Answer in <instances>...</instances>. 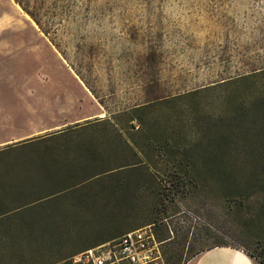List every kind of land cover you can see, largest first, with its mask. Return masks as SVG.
Returning <instances> with one entry per match:
<instances>
[{
    "label": "rangeland",
    "instance_id": "374dc122",
    "mask_svg": "<svg viewBox=\"0 0 264 264\" xmlns=\"http://www.w3.org/2000/svg\"><path fill=\"white\" fill-rule=\"evenodd\" d=\"M76 124L81 141L0 155V211L53 193L0 217V264H54L146 224L166 264L218 241L261 264L264 0H0V148ZM167 154L225 163L191 180Z\"/></svg>",
    "mask_w": 264,
    "mask_h": 264
},
{
    "label": "trees",
    "instance_id": "16d2710c",
    "mask_svg": "<svg viewBox=\"0 0 264 264\" xmlns=\"http://www.w3.org/2000/svg\"><path fill=\"white\" fill-rule=\"evenodd\" d=\"M140 106H137L135 107L134 110H139ZM135 118H138V116H134L132 118L129 119V122L131 123L130 126L134 127L135 125L132 124V120L135 119ZM99 120H102V119H99ZM94 122H89L87 124H85L86 126L89 125V124H92ZM110 124L112 125L111 127L113 128V131L111 132V136H113V138L115 136H121L122 133H121V130L123 129V125L120 126L119 124V121H111L110 120ZM85 125H80V124H76L75 126H72L70 128H67L65 130H62L60 132H57V133H51V134H45V135H42V136H39V137H36V138H30V139H27V140H18V141H15V142H12L10 144H8L6 147H3V148H0V155L2 154H10V153H13V152H16V151H20V150H23L29 146H37V145H46V144H49L50 141H54V142H59L58 139L59 137H63V136H66V137H69L70 139H73L71 140L70 142L72 143L74 140L75 141H81L83 140V135H82V132H81V129L83 126ZM85 128V127H84ZM166 143L168 144V141H166ZM151 144V143H149ZM126 145L128 146H131L134 147L135 149L137 148V150H141L140 148V145L138 142H133L130 143V142H126ZM221 157H218L216 155H207V157H204V158H195L193 155H187L185 158L184 157H180L178 155H170V154H167L166 155V158L164 160V164L166 166H172V167H175L176 170L180 169V168H183L185 169V176L188 175V177L191 179V180H194V179H199V177H197V175L193 172V170H195L196 168H204V169H213V168H219L221 167V163H225L224 159H220ZM143 161L145 160H136V161H133V162H120L118 163L116 166L114 167H111L107 170H111L112 172L113 171H120L124 168H132V167H136V166H140ZM150 162V161H149ZM150 165V164H149ZM233 165V164H231ZM201 166V167H199ZM187 172V173H186ZM107 173V172H106ZM183 173V174H184ZM98 177L99 174H95V175H92L90 176L89 178H92V177ZM181 181V180H180ZM176 182H178L176 180ZM162 193H165L164 191ZM51 194V195H50ZM173 194H180L178 191H173ZM53 195V193H48V194H41L39 195L38 197L36 198H30L29 200L27 201H22V203L20 204H17L13 207H8V208H5L3 210L0 211V217L1 216H4L6 215L7 213H10L12 211H15V210H18L20 207L22 206H25L27 203H30V202H38V201H43L49 197H51ZM170 209H173L169 207V204H164L163 205V208L160 210V213L155 217V221L156 220H160V219H165L166 217H168L172 211H169ZM111 239V238H110ZM215 245H229L228 243H224V241H218L216 244L212 245V246H215ZM211 247V246H209ZM240 247V246H238ZM243 248L246 252H248L250 255H252L253 257H258L259 253L258 252H255V251H251L249 250L248 248L246 247H241ZM205 248H202L201 250H203ZM200 251V250H199ZM199 251L193 253V255H195L196 253H198ZM165 255V254H164ZM192 255V256H193ZM169 258V257H168ZM166 259V257H165ZM170 259V258H169ZM261 264H264V256L261 257Z\"/></svg>",
    "mask_w": 264,
    "mask_h": 264
},
{
    "label": "built area",
    "instance_id": "2783aa9c",
    "mask_svg": "<svg viewBox=\"0 0 264 264\" xmlns=\"http://www.w3.org/2000/svg\"><path fill=\"white\" fill-rule=\"evenodd\" d=\"M162 245L153 225L146 224L54 264H166Z\"/></svg>",
    "mask_w": 264,
    "mask_h": 264
},
{
    "label": "crops",
    "instance_id": "0c3cea01",
    "mask_svg": "<svg viewBox=\"0 0 264 264\" xmlns=\"http://www.w3.org/2000/svg\"><path fill=\"white\" fill-rule=\"evenodd\" d=\"M87 87L88 90L92 93L93 91L91 90V88L89 86ZM92 94L94 95L95 100L100 105L97 106V110H96L99 112L98 113L94 112L95 111L94 110L92 111L94 112L93 115L97 116L100 113L99 116L101 117L106 116L105 113H107L108 110L105 107L104 102L98 99L94 94V92ZM12 140L15 139H8L3 142L12 141ZM189 263L190 264H257L255 257L250 255L243 248L231 244L215 245L205 248L199 251L197 254H195Z\"/></svg>",
    "mask_w": 264,
    "mask_h": 264
}]
</instances>
